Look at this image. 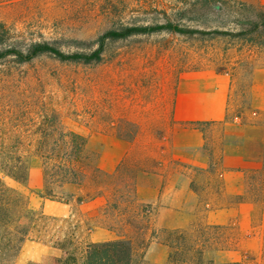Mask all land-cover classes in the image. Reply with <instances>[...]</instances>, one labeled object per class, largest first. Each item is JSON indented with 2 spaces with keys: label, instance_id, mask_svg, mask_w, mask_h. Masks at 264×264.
I'll list each match as a JSON object with an SVG mask.
<instances>
[{
  "label": "rangeland",
  "instance_id": "374dc122",
  "mask_svg": "<svg viewBox=\"0 0 264 264\" xmlns=\"http://www.w3.org/2000/svg\"><path fill=\"white\" fill-rule=\"evenodd\" d=\"M249 6L264 9V0H0V121L17 124L20 139L32 144V182L21 188L31 207L41 210L38 204L45 174L51 187V162L43 164L36 143L57 141L60 131L85 137L90 144L83 152L82 165L90 171L97 167L98 137L124 140L126 153L115 171L107 173L111 175L93 172L97 182L87 178L82 190H67L82 196L98 193L102 198L81 205L73 199L67 222L58 218L53 228L74 229L81 244L107 238L97 232L102 228L112 235L102 242L123 239L133 243L137 264H167L170 249L164 240L169 236L161 230L169 229L157 225L156 207L133 197L138 183H160L176 170V165L167 163L166 174L158 176L163 171L161 140L173 124V96L181 75H225L230 79L225 120L205 130L209 170L192 174L197 203L191 219L194 228L188 225L183 230L191 235L199 232L195 227L199 223L208 226L202 222L204 204L248 201L245 174L242 194L233 197L220 189L218 173L232 152H239L243 167L246 141L264 129V112L251 110L252 73L264 69V46L233 35L241 30L237 21L249 16ZM167 21L184 32L160 31L101 41L110 30L153 27ZM38 43L63 54H89L101 44L103 50L97 63L61 62L51 54L25 60L27 51ZM54 192L59 198L63 195L56 186ZM47 200L50 207L51 200ZM107 202L116 203L118 212L107 208ZM251 205L252 225L257 226L258 209ZM87 225L91 226L89 232ZM221 227L225 229L219 237H227L235 245L243 240L234 221ZM91 231L95 233L92 238ZM253 231L261 238L264 235V227ZM261 249L256 244L249 246L241 261L264 264V245ZM60 255L58 249L26 241L13 264H49L45 257ZM220 255L209 251L199 264L231 263Z\"/></svg>",
  "mask_w": 264,
  "mask_h": 264
},
{
  "label": "trees",
  "instance_id": "16d2710c",
  "mask_svg": "<svg viewBox=\"0 0 264 264\" xmlns=\"http://www.w3.org/2000/svg\"><path fill=\"white\" fill-rule=\"evenodd\" d=\"M249 8V16L237 21L241 30L233 33V35L250 43L264 46V9L251 6ZM160 31L184 32L167 21L165 24H155L153 27L129 26L119 30H110L101 37V41L103 42L105 39L117 40L134 34ZM218 33L225 34L226 32ZM102 48L101 44L89 54L78 52L63 54L55 47H49L46 43H38L31 46L27 51L25 60L40 54H51L53 58L61 62L97 63L101 60ZM257 130L258 128L255 131ZM18 134H20V130L17 124L0 121V264H13L26 241L42 243L60 250L61 255L59 257H45L44 260H47L49 264H137L136 250L131 241L117 239L81 244L75 237L74 229L57 230L53 228L52 223L60 219L47 215L42 210L34 209L29 205V200L21 192V188L27 186L29 149L32 144L20 139ZM59 134L61 138L57 141L51 143L40 141L35 144V149L42 158L43 164L48 166L51 162V187L45 174L42 199L66 204L74 199L78 205H81L89 200L102 198L98 193L95 195L85 193L82 196L67 191L71 187L82 190L87 178L97 182V173V176L92 173L101 171L96 165L92 166L90 171H87L82 165L83 152L90 144L85 137L70 131H60ZM245 150L247 159L243 161L242 171L245 174V186L249 199L245 202L257 207L259 220L264 223V129H260L257 136L250 137L246 141ZM94 156L95 159H98L99 152L95 153ZM86 158L84 156V159ZM105 174L106 176L111 175ZM54 186L58 187L63 194L60 198L54 192ZM134 197L133 199L136 200ZM105 206L118 212L116 203L109 204L107 202ZM90 219V217L86 218L88 221ZM61 221L67 222V218ZM190 226L194 228L193 224ZM195 227H199L197 230L199 232H192L191 235L183 229L161 230V233L166 232L169 236L164 240V245L170 249L167 264H199L202 262L204 254L209 251L220 252L235 248L231 239L219 237V232L225 229L224 227L202 226L200 223ZM86 230L89 232L91 226L87 225ZM210 264L213 263L210 261ZM228 264L245 263L239 261Z\"/></svg>",
  "mask_w": 264,
  "mask_h": 264
},
{
  "label": "crops",
  "instance_id": "0c3cea01",
  "mask_svg": "<svg viewBox=\"0 0 264 264\" xmlns=\"http://www.w3.org/2000/svg\"><path fill=\"white\" fill-rule=\"evenodd\" d=\"M253 75V91L251 98V110L255 113L264 112V69H256ZM230 79L225 75H181L173 96V124L167 127L161 140L160 166L163 168L162 176L166 174V164L173 163L176 170L169 173L164 181L157 184L138 183L135 187L137 200L157 209V225L165 229H184L188 227L195 216L197 203L193 198L195 192L191 188L194 173H204L209 170V155L205 149V130L211 125L222 123L226 116ZM261 96L258 97V92ZM100 155L97 167L101 172L112 173L115 171L126 153L128 143L114 136L103 135L98 137ZM239 152H232L223 160V169L218 177L221 190L226 195L240 196L243 188V174L240 166ZM227 154V153H226ZM192 175V176H191ZM31 172L27 186L30 187ZM25 188V187H23ZM47 199H42L38 208L45 214L67 218L71 215V204L51 201L48 207ZM30 205V202H29ZM31 206V205H30ZM33 208V207H32ZM49 209L51 212L46 213ZM203 223L209 226H227L235 222L237 230L243 236V240L235 245L232 250L220 251V256L229 262H239L246 255L249 246L257 245L261 251L264 245V235L259 237L253 231L257 226L264 227L263 221L257 226L252 225V212L254 207L247 202L226 204H204ZM237 222V223H236ZM97 232L106 234L107 238L91 242H102L111 238V232L99 228ZM92 231L89 237L93 236ZM51 249H55L52 248ZM261 253V252H260ZM229 257V258H228Z\"/></svg>",
  "mask_w": 264,
  "mask_h": 264
}]
</instances>
